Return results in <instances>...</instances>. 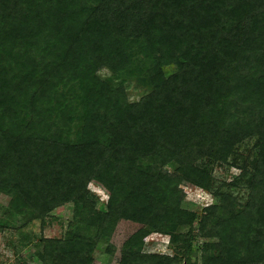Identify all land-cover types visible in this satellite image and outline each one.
<instances>
[{
    "label": "trees",
    "instance_id": "trees-1",
    "mask_svg": "<svg viewBox=\"0 0 264 264\" xmlns=\"http://www.w3.org/2000/svg\"><path fill=\"white\" fill-rule=\"evenodd\" d=\"M0 191L24 221L73 204L40 264H92L120 218L119 264H264V0H0Z\"/></svg>",
    "mask_w": 264,
    "mask_h": 264
},
{
    "label": "rangeland",
    "instance_id": "rangeland-1",
    "mask_svg": "<svg viewBox=\"0 0 264 264\" xmlns=\"http://www.w3.org/2000/svg\"><path fill=\"white\" fill-rule=\"evenodd\" d=\"M131 99H138L142 90L129 86ZM248 149H244L246 154ZM253 157V156H251ZM214 165L213 174L221 180L230 182L241 170L236 166L227 167ZM88 189L97 200L96 210L104 209L110 192L99 182L90 180ZM246 189L240 193L245 195ZM178 194L189 202V209L200 211L210 205L214 199L206 190L181 179ZM9 195L0 191V264H40L36 258V251L42 250V238H63L67 225L73 216V204L66 203L55 208L49 217L42 222L39 219L25 220L8 209ZM143 223L120 218L113 227L107 242L113 248L110 253L105 251L101 243L95 245L92 264H119L121 251L125 241L138 229L144 227ZM144 251L160 254H173L168 234L151 232L145 238ZM200 253L197 255V264H201Z\"/></svg>",
    "mask_w": 264,
    "mask_h": 264
}]
</instances>
